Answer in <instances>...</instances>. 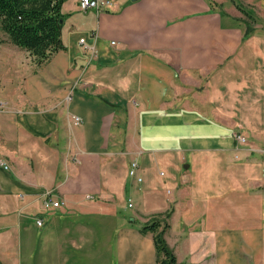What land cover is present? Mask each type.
I'll return each mask as SVG.
<instances>
[{
	"label": "crops",
	"instance_id": "crops-1",
	"mask_svg": "<svg viewBox=\"0 0 264 264\" xmlns=\"http://www.w3.org/2000/svg\"><path fill=\"white\" fill-rule=\"evenodd\" d=\"M114 2L66 0L42 64L0 28V264H157L140 229L166 212L179 264H264V34L212 0Z\"/></svg>",
	"mask_w": 264,
	"mask_h": 264
},
{
	"label": "trees",
	"instance_id": "trees-1",
	"mask_svg": "<svg viewBox=\"0 0 264 264\" xmlns=\"http://www.w3.org/2000/svg\"><path fill=\"white\" fill-rule=\"evenodd\" d=\"M66 0H0V28L12 43L28 50L38 64L46 62L55 52L64 49L62 28ZM246 31L244 38L249 36ZM1 41V39H0ZM166 212L163 218L145 223L140 231L154 236L157 264H179L175 251L168 244L165 233L170 228Z\"/></svg>",
	"mask_w": 264,
	"mask_h": 264
},
{
	"label": "rangeland",
	"instance_id": "rangeland-1",
	"mask_svg": "<svg viewBox=\"0 0 264 264\" xmlns=\"http://www.w3.org/2000/svg\"><path fill=\"white\" fill-rule=\"evenodd\" d=\"M251 0H212V3L217 6L214 7V10H217L221 12L225 16H231L233 17L236 21H239L240 24H242L244 28V34L246 31L250 32L249 34L252 35L253 33H258V34H264V12L259 8L257 0L255 2H250ZM211 2V1H210ZM1 33V32H0ZM249 35V36H250ZM249 36H246L249 37ZM237 135H242L245 137L243 134H237ZM246 138V137H245ZM236 139L240 141L237 136ZM165 217V216H164ZM163 217V218H164ZM159 218V217H156ZM154 219V218H152ZM150 219V220H152ZM169 220V219H168ZM66 225V224H65ZM42 227V226H41ZM81 225H72V231H73V236L77 238L78 240H81L82 236L78 233L80 230ZM64 228V229H63ZM62 229L65 230V226ZM61 230V228H60ZM91 237V235H90ZM40 243L43 246V252H42V257L43 258H49L50 257V241L47 240L44 236V238L40 239ZM71 253H77L76 250L70 251ZM91 252L92 258H95L97 256V260H90L88 258H83V259H78L75 264H102L103 262V254H110L108 251H101V253H97V250L95 249H90L88 253ZM80 253H83V250L80 251ZM87 253V254H88ZM97 253V255H96ZM86 257H89V255H86ZM25 263L27 262L28 258L27 256L25 257ZM106 258V257H105ZM99 259V260H98Z\"/></svg>",
	"mask_w": 264,
	"mask_h": 264
},
{
	"label": "built area",
	"instance_id": "built-area-1",
	"mask_svg": "<svg viewBox=\"0 0 264 264\" xmlns=\"http://www.w3.org/2000/svg\"><path fill=\"white\" fill-rule=\"evenodd\" d=\"M114 3H115L114 0H80V6L82 9H88L94 7L98 11L112 9L114 7ZM80 42L84 43L85 47L90 49L92 53L94 54L97 53V49L95 48V46L87 44L85 38H81ZM112 44H115V41H112ZM5 106H6L5 101L0 99V111H3L5 109ZM72 120L74 121V123L78 124L82 122V117L78 114H72ZM237 138L242 142L246 140V138L242 135H237ZM0 165H2L5 168H9V164L6 163V161L2 157H0ZM129 174L133 177L137 176L139 181L142 180V177L138 176V163L136 161L131 162ZM89 197L91 198L92 196L89 195ZM63 204H64L63 201L52 198H47L44 201L45 207H60ZM132 205H133L132 201H129L128 206L131 207ZM36 222L38 226H42L44 220L42 218H38Z\"/></svg>",
	"mask_w": 264,
	"mask_h": 264
}]
</instances>
